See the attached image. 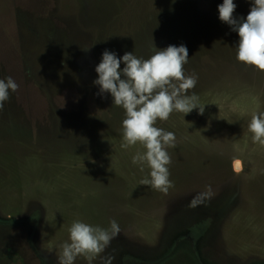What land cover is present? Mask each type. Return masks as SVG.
<instances>
[{"label": "rangeland", "instance_id": "374dc122", "mask_svg": "<svg viewBox=\"0 0 264 264\" xmlns=\"http://www.w3.org/2000/svg\"><path fill=\"white\" fill-rule=\"evenodd\" d=\"M233 2L246 18L253 0ZM222 3L0 0V78L19 85L0 111V264H58L77 219L120 227L92 264H202L183 239L198 223L203 263L264 260V144L248 130L264 112V71L237 61ZM153 42L187 47L185 75L198 77L188 94L204 106L155 124L176 136L167 194L139 184L150 169L132 156L144 149L121 148L124 110L93 84L105 49L147 59Z\"/></svg>", "mask_w": 264, "mask_h": 264}, {"label": "clouds", "instance_id": "9594fccd", "mask_svg": "<svg viewBox=\"0 0 264 264\" xmlns=\"http://www.w3.org/2000/svg\"><path fill=\"white\" fill-rule=\"evenodd\" d=\"M235 9L233 0H223L218 5L219 19L238 34L236 59L246 66L264 71V0H253L246 18H235ZM91 48L81 50L88 52ZM152 53L147 59L133 52H125L118 58L115 52L105 49L95 67L98 78L93 84L99 86L98 95L103 97V94L109 93L113 105L124 110L121 148L129 149L139 143L144 149L132 156L134 165H140L143 170L146 164L150 169L139 184L167 194L174 187L169 179L171 156L168 149L175 147L176 136L155 124L158 119L166 121L173 111L185 115L198 107L203 114L204 106L199 104L195 93L188 94L197 84L198 77L195 73L185 75L184 65L189 60L187 47L181 44L157 48L153 42ZM18 89L19 85L13 77L0 78V111L11 93ZM248 130L252 133L253 142L264 144V112L252 115ZM207 189L196 193L189 207L195 208L210 198V186ZM32 219H38V215H32ZM119 232L120 227L115 220L109 222L108 228L74 220L68 228V241L60 245L58 264H74L77 256L81 255L92 264Z\"/></svg>", "mask_w": 264, "mask_h": 264}, {"label": "flooded vegetation", "instance_id": "af4514ba", "mask_svg": "<svg viewBox=\"0 0 264 264\" xmlns=\"http://www.w3.org/2000/svg\"><path fill=\"white\" fill-rule=\"evenodd\" d=\"M205 229H206L205 225L198 223V225L196 224L195 227L190 228L187 231V233L183 234L184 235L183 239L188 238L192 242V246L194 247V251H195L196 256L199 259V262H201L202 264H212V263H203L199 257L198 242H199V239L202 238V236L204 235V232L206 231ZM251 264H264V260L253 261Z\"/></svg>", "mask_w": 264, "mask_h": 264}, {"label": "bare ground", "instance_id": "6f19581e", "mask_svg": "<svg viewBox=\"0 0 264 264\" xmlns=\"http://www.w3.org/2000/svg\"><path fill=\"white\" fill-rule=\"evenodd\" d=\"M235 166L238 168L239 167V164L236 163Z\"/></svg>", "mask_w": 264, "mask_h": 264}, {"label": "snow or ice", "instance_id": "6c2138e0", "mask_svg": "<svg viewBox=\"0 0 264 264\" xmlns=\"http://www.w3.org/2000/svg\"><path fill=\"white\" fill-rule=\"evenodd\" d=\"M237 164H238V162H237Z\"/></svg>", "mask_w": 264, "mask_h": 264}]
</instances>
